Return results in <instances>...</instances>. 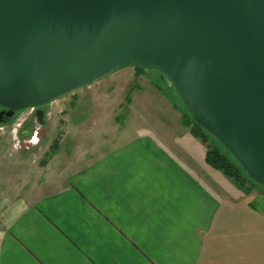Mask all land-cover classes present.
Here are the masks:
<instances>
[{
    "label": "water",
    "instance_id": "obj_1",
    "mask_svg": "<svg viewBox=\"0 0 264 264\" xmlns=\"http://www.w3.org/2000/svg\"><path fill=\"white\" fill-rule=\"evenodd\" d=\"M136 65L264 186V0H0V107L56 102Z\"/></svg>",
    "mask_w": 264,
    "mask_h": 264
},
{
    "label": "crops",
    "instance_id": "obj_2",
    "mask_svg": "<svg viewBox=\"0 0 264 264\" xmlns=\"http://www.w3.org/2000/svg\"><path fill=\"white\" fill-rule=\"evenodd\" d=\"M195 140L136 134L25 204L0 198V264H264V213Z\"/></svg>",
    "mask_w": 264,
    "mask_h": 264
},
{
    "label": "rangeland",
    "instance_id": "obj_3",
    "mask_svg": "<svg viewBox=\"0 0 264 264\" xmlns=\"http://www.w3.org/2000/svg\"><path fill=\"white\" fill-rule=\"evenodd\" d=\"M40 109L42 125L36 111L26 109L17 111L8 127L0 126V198L18 205L51 191L67 164L84 163L133 135L156 132L169 141L196 139L182 124L189 110L167 76L155 69L117 68ZM20 123L27 128L25 138L18 136ZM204 148L202 144V153ZM247 195L264 212V189L250 185Z\"/></svg>",
    "mask_w": 264,
    "mask_h": 264
},
{
    "label": "trees",
    "instance_id": "obj_4",
    "mask_svg": "<svg viewBox=\"0 0 264 264\" xmlns=\"http://www.w3.org/2000/svg\"><path fill=\"white\" fill-rule=\"evenodd\" d=\"M133 66L138 71H144L143 68L136 65ZM182 124L189 129V132L193 137L197 138L204 145V161L209 167L220 171L226 178L231 180L238 189L246 194L250 190V185H258L264 189V186L255 183L251 177L248 176L238 162L215 137L195 123L191 114H189V118H187L186 115H183ZM52 151H54V149ZM250 205L253 209H257L253 206L252 202Z\"/></svg>",
    "mask_w": 264,
    "mask_h": 264
},
{
    "label": "flooded vegetation",
    "instance_id": "obj_5",
    "mask_svg": "<svg viewBox=\"0 0 264 264\" xmlns=\"http://www.w3.org/2000/svg\"><path fill=\"white\" fill-rule=\"evenodd\" d=\"M16 112L12 116L7 115V109L0 107V123L8 124L15 118Z\"/></svg>",
    "mask_w": 264,
    "mask_h": 264
},
{
    "label": "built area",
    "instance_id": "obj_6",
    "mask_svg": "<svg viewBox=\"0 0 264 264\" xmlns=\"http://www.w3.org/2000/svg\"><path fill=\"white\" fill-rule=\"evenodd\" d=\"M30 111V114L32 113V111L34 112L35 108L34 107H31L29 109H27ZM21 126V123L17 126V128H19Z\"/></svg>",
    "mask_w": 264,
    "mask_h": 264
}]
</instances>
